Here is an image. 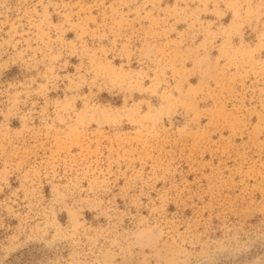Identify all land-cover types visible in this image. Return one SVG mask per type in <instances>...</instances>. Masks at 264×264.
I'll return each mask as SVG.
<instances>
[{"label":"rangeland","instance_id":"1","mask_svg":"<svg viewBox=\"0 0 264 264\" xmlns=\"http://www.w3.org/2000/svg\"><path fill=\"white\" fill-rule=\"evenodd\" d=\"M0 264H264V0H0Z\"/></svg>","mask_w":264,"mask_h":264}]
</instances>
